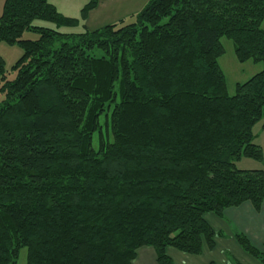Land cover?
<instances>
[{
    "label": "trees",
    "instance_id": "trees-1",
    "mask_svg": "<svg viewBox=\"0 0 264 264\" xmlns=\"http://www.w3.org/2000/svg\"><path fill=\"white\" fill-rule=\"evenodd\" d=\"M98 2L79 19L49 0L3 3L0 42L22 56L13 81L0 59V264L22 248L26 264H132L142 248L174 264L169 249L214 248L207 214L264 201V171L236 167L263 161L264 0H149L130 23L60 32ZM221 38L262 66L232 96Z\"/></svg>",
    "mask_w": 264,
    "mask_h": 264
},
{
    "label": "crops",
    "instance_id": "crops-1",
    "mask_svg": "<svg viewBox=\"0 0 264 264\" xmlns=\"http://www.w3.org/2000/svg\"><path fill=\"white\" fill-rule=\"evenodd\" d=\"M148 1L149 0H99L97 7L87 14L86 19L82 20L77 28L71 30H74L72 31L73 33L82 31L92 32L121 20H126L139 12ZM87 2L88 0H59L54 4L49 0V3L53 5L61 15L75 19H79L80 11ZM261 27L264 30V20ZM254 134V143L257 144L261 148L262 153H264V119L255 126ZM262 164L264 165V161L260 163V165ZM256 165L257 162L246 161L241 170L260 169L264 171L263 165L262 167H257ZM206 217L207 216H205L206 221L220 236L215 239V249L210 251L203 249L200 254L201 256L199 257H201V260L205 259L204 264H213L215 262L210 255H213L215 251L218 252L219 240L226 239V241L221 240V248L226 246V242L231 243V246H234V244L236 245L237 243L234 235L237 233L243 234L257 249H264V201L258 211H255L250 203H244L239 207L225 210L221 217L209 218V220H207ZM213 219L214 221L212 222ZM176 252L177 251L173 249L167 251L173 263L172 254ZM216 262L222 264L221 260H217ZM252 263L253 262H251V264ZM132 264H156L153 250L150 248L140 249Z\"/></svg>",
    "mask_w": 264,
    "mask_h": 264
},
{
    "label": "rangeland",
    "instance_id": "rangeland-1",
    "mask_svg": "<svg viewBox=\"0 0 264 264\" xmlns=\"http://www.w3.org/2000/svg\"><path fill=\"white\" fill-rule=\"evenodd\" d=\"M4 1L5 0H0V16L2 14V8H3ZM58 1L59 0H50V2L54 4ZM125 21L127 23L132 22L130 18L126 19ZM34 25L54 29L52 24L45 23V22L35 21ZM72 31L74 30L61 29L60 32L65 33V32H72ZM37 37L38 36L34 33L25 32L23 34L22 39L34 41L37 39ZM220 42L223 45L224 54L219 58V66L226 79V86H227L228 94L232 96L234 94L236 84L246 82L253 75L260 72L262 70V66L260 64H253L250 61L242 63V64L238 63L234 56V49H233L232 42L225 38H221ZM21 56H22V50L20 49V47L7 45L5 43L0 42V59L4 62V69L6 71L5 77L7 81L15 80L17 76V72L16 70L13 69V66L15 65L16 61ZM1 85L2 83H0V86ZM3 98H4L3 94L0 93V102L3 100ZM104 122H105L104 117L101 116L100 124L103 130H105ZM92 146L94 149H97L98 143H97L96 135L93 136ZM246 161L254 162L248 159H241L239 162L236 163L237 169H240V170L243 169L242 168L243 164ZM263 161H264V156H263ZM262 165H260V163H257L256 166L262 167ZM206 216H207L206 217L207 220H209V218H218L214 216L213 214H207ZM213 221L214 219L212 220V222ZM221 240L226 241V239H221ZM221 240L218 241V248H219L218 252L215 251L213 255H210L212 256V259L215 261L213 264H219L216 262L217 260L218 261L221 260L222 264H247L249 262H250L249 264H251V262H253L252 264H257L249 255H247L239 247L238 244L236 245L234 244L235 246L234 247V246H231V243L226 242V246L224 248H221L220 247V244H221L220 242H222ZM203 249H207V247L204 246ZM213 249H215V246ZM260 250L264 251L263 248H261ZM172 255H173L172 257H173L174 263L176 264H204L205 263V259L201 260V257H199L201 255L189 256V255H185L179 252L173 253ZM16 264H26V249L25 248L20 249L17 260H16Z\"/></svg>",
    "mask_w": 264,
    "mask_h": 264
}]
</instances>
